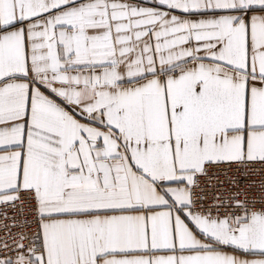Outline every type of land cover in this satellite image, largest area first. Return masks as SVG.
I'll return each mask as SVG.
<instances>
[{"label":"snow or ice","instance_id":"6c2138e0","mask_svg":"<svg viewBox=\"0 0 264 264\" xmlns=\"http://www.w3.org/2000/svg\"><path fill=\"white\" fill-rule=\"evenodd\" d=\"M0 264H264V0H0Z\"/></svg>","mask_w":264,"mask_h":264}]
</instances>
